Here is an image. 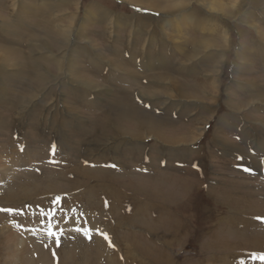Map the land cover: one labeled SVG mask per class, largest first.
<instances>
[{"label": "rangeland", "instance_id": "1", "mask_svg": "<svg viewBox=\"0 0 264 264\" xmlns=\"http://www.w3.org/2000/svg\"><path fill=\"white\" fill-rule=\"evenodd\" d=\"M93 1L79 0V4L84 9ZM96 1L116 12L159 15L123 0ZM200 1L219 7L213 0ZM39 2L35 0L34 5ZM190 4L193 12L187 32L182 35L185 38L182 49L168 39H163V48L149 49L154 57L161 51L159 58L162 57L163 63L159 62V66L156 63V71L141 67L140 47L133 50L136 62L129 60L123 30L121 44L116 42L115 45L119 49L114 52L122 61L129 62L123 63V67L140 71L141 75L137 73V78L131 82L133 86L123 83L127 82L124 79H115L118 73L109 72L106 64H100V69L89 66L90 58L86 54L90 50L77 46L80 52H74L72 72L82 76L80 69L84 66L86 75L80 80L86 81L93 75L114 95L101 97L89 90L75 92L69 83L62 87L63 94L53 105L50 100L56 92V84L50 83V77L44 72L45 54L50 48L60 55L66 51L62 46L67 44L72 6L66 5L67 12L63 10L65 7H57L62 9L57 14L63 12L64 16L54 17L51 22L40 21L47 15L50 17L54 8L42 10L39 18L20 23L9 13V0H0V14L6 18L4 22L8 27L7 33L0 31V47L16 49L15 56L21 59L17 65L19 72L0 68V89L4 92L0 91V232L5 230L7 234L9 230V235H15L12 246L6 244L12 239L0 235V264H54L55 260L57 264H264V240L258 243V250L249 239L254 233L264 234V107L257 106L251 113L258 93L264 92V0L246 3L234 13L232 5L228 4L226 33L221 20H218L220 25L211 24L212 29L204 25L205 17L218 14L210 11L208 15L196 0H190ZM82 13L76 21L79 26ZM92 23L82 29V38L78 40L97 43L108 58L111 55V50L105 46L108 32L102 21ZM57 31L62 33L57 34ZM74 35L72 32L69 39L79 44ZM36 42L44 46L36 48L39 47ZM152 73L176 78L180 93L177 98L173 97L172 102L166 99L161 104L137 97L146 83L152 82L155 87L156 82L148 79ZM161 83L158 86L165 90L166 86L171 88L168 83ZM191 94L200 98V102L189 101ZM115 97L128 98L136 110H140L130 118L154 117V125H148L163 140L140 135L144 138L139 142L119 135V140L112 141L108 131L116 128L117 110H134L130 105L115 108ZM41 99L44 101L39 104ZM26 100L31 104L20 115L15 106ZM239 100L244 102L240 109L235 104ZM192 102H196L195 107L189 105ZM201 103L209 107H200ZM65 106L74 109L77 116H71ZM238 115L239 122L236 121ZM135 119L125 123L132 131L136 128ZM97 121L100 126L106 123L107 132H100ZM179 137H183L184 143L167 142ZM130 143L135 145L130 146ZM226 143L234 145L233 149L225 150ZM74 170L83 176V184L71 186L70 176ZM107 175L112 177L99 179ZM108 183L114 186L112 189L119 198L99 192V187ZM136 186H142L145 192L134 190ZM169 217H173V223L168 225ZM74 220H81V230L76 228ZM25 230L30 236L24 235ZM17 240H22L27 247L21 258L15 254L22 244H16ZM131 243L142 246L132 248ZM71 249L76 253L73 256ZM48 251L54 255L48 258ZM68 251L70 254L66 253Z\"/></svg>", "mask_w": 264, "mask_h": 264}, {"label": "bare ground", "instance_id": "2", "mask_svg": "<svg viewBox=\"0 0 264 264\" xmlns=\"http://www.w3.org/2000/svg\"><path fill=\"white\" fill-rule=\"evenodd\" d=\"M34 1L35 0H9L10 2V8H9V13L13 16L14 19H16L17 22H20L21 23V20H30L31 18H39V14L40 12L43 10V11H46L47 9L49 10V8H54L53 9V12H52V15L50 17H43L40 21V19H38L40 22H51V20H53L54 17H63L64 14L63 12L62 13H59L57 14V11H62V9H58L57 7H65L63 8L64 11L67 12V8H66V5H70L72 6V12H70V26L67 25V27L69 28L68 32H67V41L64 46H62V50H66L65 52H63L62 55L58 54V53H53L52 49L50 48L49 50L46 49L48 52V54H45L46 57L45 59L47 60L46 62V67L43 68L44 69V72L46 75H48L50 77L51 80H49V82L51 83V81H53V84L55 83L56 85V92L53 93V95L51 96V100L50 102L55 105V100L57 99V97L59 95H62L63 94V91H62V87L65 85H68L69 83L72 84L71 88L76 92L77 90H89V91H93V92H97L98 95H100L101 97L102 96H108L110 94V97L114 94H111L109 88L107 86H105L104 84L98 82L96 80L95 77H93V75L91 76V78L89 79H86L85 80H80V78H82L83 75H86V69L84 68V66L81 67L80 69V72L83 74L82 76L81 75H76L71 69L72 67V63L74 62V57H75V53L74 52H80L79 50L81 49H86V50H90L88 53L86 51V55L90 58L89 59V66L91 67H96L99 68L98 66L101 64V65H104L106 64L108 66V71H112L113 74L116 75L117 74V80H126L127 82H123L125 83L127 86H130L132 85L133 86V82L135 78H137L136 76L137 73H140V71H136L134 70L133 68L129 69V68H126V67H123V63H129V62H124L122 61V58L119 57L118 54H115V50L116 48H118V46L115 47L116 45V42L119 43V45L121 44V36H120V33L124 30L125 34H126V43L124 45V49L126 48L128 50V55H129V60L132 61V62H136V58H135V53H134V48L135 47H140V55H139V64L141 65L142 68L146 69V70H150L153 71L157 68H154V67H157L156 63H158V66H159V62L163 63L162 62V57L159 58V54L161 53V51H159V53L157 54L156 57H154L149 49L151 47H155L156 49L157 48H163L165 46V44L163 43V39H168L170 43H174L175 46L179 49V47L182 49V44L184 43L185 41V38L183 35V33L187 32V28L189 27V20H190V13L193 12L192 11V7H191V4H190V0H187V1H177V0H123L125 3H129L131 5H135L139 8H144L145 10H150L152 11L153 13H158L159 15L156 16L154 14L153 15H140L136 12H122V11H113V10H110L108 8H106L103 4H101L99 1H93V2H90L86 8L82 9V7H80V4H79V0H64V1H60V0H40V2L37 4V5H34ZM198 2H200L199 5L202 6V8H204V11H208V15H209V12L211 11V13L214 15H217V17H212V16H207L205 17L206 19V23L204 25H207L209 26L211 29V24L212 25H220L218 23V20H221L222 24H221V27H223L224 29V33H226V29L227 27L226 26V7L228 4L232 5V8H233V13L234 12H238L240 8H242L244 6V4L246 3H251V2H258L259 0H213L216 2V4L218 3L219 7L218 8H215L211 3H207L206 1H200V0H196ZM214 2V3H215ZM246 6V5H245ZM138 8V9H139ZM249 8V7H248ZM230 9V8H229ZM250 9V8H249ZM245 10V8H244ZM260 10V9H259ZM83 11V20H82V24H80V26L78 25L79 21L76 22L79 18V13ZM243 11V10H242ZM249 11V10H248ZM246 13V12H245ZM46 14V13H45ZM35 16V17H34ZM41 16V15H40ZM244 16V15H243ZM0 31L3 32V33H7L8 31V27H6V18L0 14ZM47 18V19H46ZM244 19V18H243ZM36 20V19H35ZM65 20V18H64ZM63 21V20H62ZM96 21H102L103 23V27H105V29L107 30L106 32H108V36H107V42H105V46L107 48H109L111 50V55L107 58L105 57L103 54H102V50L101 48L99 47V45L97 43H92V41H89V40H78L79 38H82V29L88 25L89 23H92V22H96ZM229 21V20H228ZM242 21V20H241ZM28 24V23H27ZM48 24V23H47ZM93 24V23H92ZM96 24V23H95ZM101 24V23H100ZM255 24V23H254ZM253 24V25H254ZM49 25V24H48ZM258 25V24H257ZM55 26V25H54ZM97 26V25H96ZM95 26V27H96ZM23 27V26H21ZM52 27V26H51ZM214 27V26H213ZM258 27V26H257ZM62 28V27H60ZM89 28V27H88ZM92 28H94L92 26ZM91 28V29H92ZM87 29V28H85ZM84 29V30H85ZM222 29V30H223ZM17 30V29H16ZM46 30V29H45ZM62 30V29H61ZM89 31V30H87ZM0 32V33H1ZM22 32V31H21ZM20 32V33H21ZM24 32V31H23ZM42 32V31H41ZM40 32V35H42V33ZM74 33V40L77 41L78 40V43L79 44H75L74 41H71L69 39V35H71V33ZM105 32V31H104ZM223 32V31H222ZM257 32V31H256ZM12 33V32H11ZM62 32H58L57 31V34H61ZM2 34V33H1ZM29 34V33H28ZM242 34V33H241ZM257 34V33H256ZM31 35V34H30ZM190 35V34H189ZM244 35V34H243ZM261 35V34H260ZM23 36V35H22ZM8 37V36H7ZM21 37V35H20ZM262 37V36H261ZM6 38V37H5ZM85 38V37H84ZM260 38V37H259ZM9 38H7V41H8ZM262 40H264V38H262ZM1 41V40H0ZM3 41V40H2ZM22 41V40H21ZM221 41V40H220ZM41 42V41H40ZM40 42H36L35 44L39 47H36V48H42L44 46V44L40 43ZM229 42V41H228ZM4 43V42H3ZM28 43V42H27ZM225 43V42H224ZM7 44H10V43H7ZM131 44V45H130ZM223 44V43H222ZM226 44V43H225ZM73 45V46H72ZM108 45V46H107ZM129 45V46H128ZM169 45V44H168ZM72 46V47H71ZM79 47L80 49L78 50L76 47ZM145 46V47H144ZM52 47V46H51ZM167 47V46H166ZM26 48V47H25ZM104 48V47H103ZM147 48V49H146ZM168 48V47H167ZM170 48H171V45H170ZM29 49V48H28ZM27 49V50H28ZM119 49V48H118ZM123 49V50H124ZM227 49V48H226ZM45 50V51H46ZM15 51L16 49H10L9 47L6 48V47H0V68H4V70H11V71H14V72H19L20 68H18V64L19 62H21V59L19 56H15ZM34 52V51H32ZM43 53V52H42ZM195 53V52H194ZM197 53V52H196ZM200 53V52H199ZM220 54V53H219ZM25 55L27 56V54L25 53ZM83 55H85L83 53ZM11 56V57H10ZM28 56H30L28 54ZM188 56V55H187ZM77 57V56H76ZM119 57V58H118ZM180 58V57H179ZM185 58V57H184ZM192 58V56H191ZM203 57H201L202 59ZM223 58V56H222ZM30 59V58H28ZM43 59V58H42ZM79 59V58H78ZM126 59V57H125ZM195 59V58H194ZM218 59V58H217ZM102 60V61H101ZM186 60V59H185ZM82 61V59H81ZM190 61V60H189ZM187 61V62H189ZM80 62V61H79ZM77 62V63H79ZM214 62V61H213ZM192 63V62H191ZM36 64V63H34ZM45 64V63H44ZM130 64L132 65L133 63L130 62ZM189 64V63H188ZM194 64V63H193ZM215 64V63H214ZM126 65V64H125ZM178 66V65H177ZM188 66V65H187ZM197 66V65H196ZM39 67V66H38ZM181 67V66H179ZM178 67V68H179ZM190 67V66H189ZM8 68H11V69H8ZM40 68V67H39ZM38 68V69H39ZM106 68V67H105ZM139 68V67H138ZM159 68V67H158ZM162 68V67H161ZM218 68H219V65L218 63L216 64V71H218ZM100 69V68H99ZM104 69V68H103ZM260 69V68H259ZM140 70V69H139ZM143 70V69H142ZM164 70V69H163ZM183 70V69H182ZM38 71V70H37ZM100 71V70H99ZM160 71V70H158ZM215 71V70H214ZM247 71V70H246ZM6 72V71H5ZM10 72V71H9ZM101 72V71H100ZM111 72V73H112ZM10 73H13V72H10ZM91 73V72H90ZM89 73V74H90ZM159 73V72H158ZM163 73V72H162ZM153 74V73H152ZM91 75V74H90ZM103 75V74H101ZM160 75V74H159ZM159 75H155V73L152 75V77L150 76L148 79L149 81H155V87L151 85V83H149L150 85H148V83H146V86L144 87V90L140 89L139 92H137V97H141V98H146L147 99H151L157 103H161V104H164L165 103V100L166 99H169L170 102H172L175 98L176 95H179L178 94V84L179 82L175 81L177 80L176 78H172V77H163L162 75L159 77ZM195 75V74H194ZM5 76V75H3ZM44 77V75H41ZM193 76V74H192ZM7 77V76H6ZM89 77V76H88ZM106 77V75H105ZM147 77V76H146ZM251 77H254V76H251ZM16 78V77H15ZM29 78V77H28ZM87 78V77H86ZM249 78V77H248ZM189 79V78H188ZM199 79V78H198ZM1 80V79H0ZM93 80V81H92ZM103 80V79H102ZM101 80V81H102ZM146 80V79H145ZM161 80H166L165 82L161 81ZM182 80V79H180ZM215 80V79H214ZM27 81V80H26ZM40 81V80H39ZM111 81V80H110ZM199 81V80H198ZM36 82V81H35ZM38 82V81H37ZM159 82H162L163 84L164 83H168L169 85H171V88L169 86H166L165 88H167L166 90L160 86H158V83ZM213 82V80H212ZM246 82V81H245ZM2 83V82H1ZM105 83V82H104ZM161 83V84H162ZM52 84V85H53ZM136 85V84H135ZM183 85V84H182ZM197 85V84H196ZM201 85V84H200ZM247 85V84H246ZM115 86H118L119 88L121 87V84H116ZM139 86V84H138ZM143 86V85H142ZM186 87V85H185ZM197 87V86H196ZM6 88V87H5ZM141 88V87H140ZM202 88V87H201ZM50 89V88H49ZM136 89V88H135ZM25 90V89H24ZM29 90V89H27ZM128 90V89H127ZM126 90V91H127ZM133 90V89H132ZM0 91L4 94V92L2 91V89H0ZM9 92V91H8ZM129 92V91H128ZM42 93V92H41ZM59 93V94H57ZM85 93V92H84ZM90 93V92H89ZM126 94H128L126 92ZM124 94V95H126ZM44 95V94H43ZM91 95V94H90ZM88 95V96H90ZM123 95V96H124ZM138 95H141V96H138ZM1 96V94H0ZM19 96V95H18ZM94 96V95H93ZM127 96V95H126ZM193 94H191V96H189L190 100L189 101H195L200 102V98H196L195 96H193ZM80 97V96H79ZM119 97V96H118ZM118 97H115L114 100H116V102H114L115 104V108L118 107V105L122 106V105H127V106H131V109H134L133 112L132 110H126L124 108H119L117 110V112L115 113L114 115V124L116 126V128L112 127L110 128L111 130L108 131V132H111V135H110V139L113 141V140H119L118 139V136L121 135L122 137H125V135L129 136L132 140L134 141H139L141 140V138H144V137H141L140 138V135H144L145 137L147 136H154L158 139H160V141L163 140V137L162 136H159V133H155L153 131V129H150L149 125L148 124H152L154 125V117L153 118H142V117H138V119H135L134 117L130 118L131 115H136L135 113L138 112L139 114V109L136 110L135 108V105H133V101H132V104L131 102L128 101V98H121V99H118ZM175 97V98H173ZM50 98V96H49ZM133 98V97H132ZM163 98V99H162ZM206 99V98H205ZM35 100V99H34ZM88 100V99H87ZM134 100V98H133ZM150 100V101H151ZM183 100V99H182ZM19 101V100H18ZM30 100H26L25 103L23 102H20L18 105H20L21 107H17L18 105L15 106V108H17V113L18 114H23L24 113V110L26 109V107L28 105L31 104V102H29ZM41 102L39 104H41L44 100L41 99L40 100ZM95 101V99H94ZM232 101V100H231ZM234 101V100H233ZM28 102V103H27ZM49 102V101H48ZM196 102H192L191 104H189L190 106L193 105L195 107L196 105ZM90 103V102H89ZM154 103V102H153ZM181 103H184L181 102ZM180 103V104H181ZM49 104V103H48ZM117 104V105H116ZM172 104V103H171ZM236 106L238 109H240L244 102H242L241 100L237 101L236 103ZM256 106L254 105V107L251 109V113L256 109L257 106H262V108L264 107V92L261 93H258L257 95V101L255 102ZM89 105V104H88ZM173 105V104H172ZM200 105V104H199ZM208 104L206 103H201L200 107H205V108H208L209 106H206ZM150 106V105H149ZM178 106H179V103H178ZM182 106V105H180ZM230 106V104H229ZM235 106V107H236ZM253 106V105H252ZM251 106V107H252ZM32 111H33V108L32 105L30 106ZM67 111L72 113L70 114L71 116H77L75 115V111L74 109L72 108H69L71 110H69L67 108V106H65ZM123 107V106H122ZM126 107V106H125ZM193 107V108H194ZM12 109V108H11ZM90 109V108H89ZM182 109V108H181ZM232 109H235V108H232ZM206 110V109H205ZM246 110V109H245ZM84 111H87V110H84ZM143 111V110H142ZM98 112V111H97ZM135 112V113H134ZM210 112V111H209ZM45 113V112H43ZM26 114V113H25ZM140 114H142L140 112ZM5 115V114H4ZM84 115V114H83ZM149 115V114H148ZM237 115V114H236ZM104 116V115H103ZM253 116V115H252ZM236 117V116H235ZM238 117H240L239 115L237 116V120L238 121ZM112 118V117H111ZM254 118V117H253ZM252 118V119H253ZM135 119V122H133V125L136 127L134 129V131L130 130V128L126 127L125 123L128 121L130 122V120H134ZM255 121V120H254ZM264 121V119L262 120ZM64 122V121H63ZM164 122V121H163ZM239 122V121H238ZM260 122V121H258ZM9 123V122H7ZM65 123V122H64ZM81 123V122H80ZM79 123V124H80ZM88 123V122H87ZM112 123V122H111ZM66 124V123H65ZM97 124L98 126L101 128L100 129V132L103 131V133L107 132L105 131L104 129V123L102 126H100V122L97 121ZM264 125V124H263ZM95 126V125H94ZM142 128H146V129H143L141 130ZM233 134V133H232ZM239 135V134H238ZM216 137V136H215ZM162 139V140H161ZM217 140L222 143L220 141V138L217 137ZM223 140V139H221ZM141 142V141H139ZM167 142H171V143H184L183 141V137H179L178 139L174 140V139H171V140H168L167 139ZM116 143V141H115ZM227 143H229L227 141ZM225 144L223 145L225 150H232L233 149V146L232 144ZM232 143V142H231ZM242 143V142H241ZM129 144V143H128ZM116 145V144H114ZM132 145H135V143H130V146ZM17 146V145H16ZM257 146V145H256ZM25 148V147H24ZM113 149V147H110ZM28 150V148H27ZM111 150V149H110ZM56 152V151H55ZM54 152V154H56ZM143 153V152H142ZM218 154V153H217ZM248 154V153H247ZM246 154V155H247ZM9 156V155H8ZM23 158V157H22ZM2 159V156H0V161ZM44 160V159H43ZM102 161V160H101ZM249 161V160H248ZM10 162V161H9ZM14 162H20V161H14ZM14 162H12V165L14 164ZM147 162V161H146ZM1 163V162H0ZM18 164V163H17ZM264 164V162H263ZM16 165V163H15ZM17 166V165H16ZM258 166V165H257ZM15 167V166H14ZM263 167V166H262ZM2 169V168H1ZM5 169V168H3ZM9 171V170H8ZM233 171V170H232ZM103 171H100L99 173H102ZM6 175L8 176V174L6 173ZM101 175H104V174H101ZM71 177V181L73 182L71 184V186L73 185H80V184H83L85 182V180L83 179V176H81L80 172L77 170H74V173L70 176ZM108 177H112V175H107V176H99V179H108ZM106 182V181H104ZM108 182V181H107ZM113 184V183H112ZM101 185V184H100ZM139 185V184H138ZM231 185V184H230ZM95 187V186H94ZM92 187V189L94 188ZM112 187H114L113 185H111V183L109 184H102L101 187H99V192L104 194L105 196H117L119 198V196L117 195V193L115 191H113ZM84 188V187H83ZM98 188V186H97ZM136 189L134 190H139V191H144L145 192V189L142 187V186H136L135 187ZM252 188V187H251ZM85 189V188H84ZM127 189V188H126ZM87 190V189H86ZM209 190V189H208ZM255 190V189H254ZM252 191V190H251ZM210 192V191H209ZM81 193V192H80ZM214 193V192H213ZM16 194V193H15ZM58 194V193H57ZM95 194V193H94ZM119 194H122L121 192H119ZM209 194V193H208ZM116 197V198H117ZM73 198V197H71ZM74 199V198H73ZM89 199V198H88ZM110 199V198H109ZM91 201V200H90ZM209 201V200H208ZM251 201V200H250ZM69 202V201H68ZM73 203V202H72ZM77 204V203H76ZM128 204V203H127ZM218 204V203H217ZM259 204V203H258ZM257 204V205H258ZM69 206V205H68ZM110 207V205H109ZM259 207V206H257ZM261 207V206H260ZM93 209V207H92ZM124 209V208H123ZM70 210V208H69ZM125 211H127V208L124 209ZM132 210V209H131ZM261 210V209H260ZM76 211V210H75ZM74 211V213H75ZM63 212V211H62ZM77 212V211H76ZM215 212V211H214ZM258 212V211H257ZM27 213V212H26ZM70 213V212H69ZM232 213V212H231ZM67 214V213H66ZM164 214V213H163ZM23 215V214H22ZM34 214H32L33 216ZM114 215V214H113ZM172 216V215H171ZM236 216V215H235ZM238 216V215H237ZM37 217V216H36ZM43 217V216H42ZM33 219V218H32ZM40 220V219H39ZM157 219L154 218V221H156ZM238 220V219H237ZM242 220V219H241ZM75 222V226L77 229L81 230L83 228V224L81 223V220H74ZM173 223V217H169V222H168V225L169 223ZM255 222V221H254ZM35 223V222H34ZM39 223V222H38ZM85 223V222H84ZM28 224V223H27ZM34 225V224H33ZM88 225H89V222H88ZM107 225V223L105 224ZM165 225H167V223H165ZM92 226V225H91ZM44 227V226H43ZM96 227V228H94ZM171 227V225H170ZM173 227V226H172ZM231 227V226H230ZM235 227V226H234ZM33 228V227H32ZM30 227V229H32ZM92 228H94V231L97 230V226L96 224H94V226H92ZM102 228V227H101ZM209 228V227H208ZM29 229V230H30ZM11 230V229H10ZM105 230V229H104ZM5 231V230H4ZM2 231L0 232V235L2 234L3 236L6 235L8 236V240H13L12 242L11 241H8L6 242V244H9L11 243V246L13 245L14 243V236H11L9 235V230L7 231L8 233L5 234V232ZM20 232V231H19ZM167 232V231H166ZM169 232V231H168ZM255 232V231H254ZM262 232V231H261ZM22 233V231L20 232ZM158 233V232H157ZM30 232L25 230V233L24 235H29L30 236ZM252 234V233H251ZM161 235V234H159ZM167 235V234H166ZM33 236V235H32ZM39 236V235H38ZM241 236V235H240ZM250 236V235H249ZM23 237V236H22ZM51 237V236H50ZM66 237V236H65ZM163 237V236H162ZM233 237V236H232ZM5 238V236H4ZM17 238V237H16ZM30 238V237H29ZM115 238V237H114ZM166 238V237H165ZM168 238V237H167ZM2 239V238H1ZM40 239V238H39ZM48 239V238H46ZM251 240V243L252 245L255 247V248H258V250L260 249L259 246H258V243H260L262 240H264V234H261L260 232L258 233H254L253 235L250 236L249 238ZM247 238V240H249ZM30 240V239H29ZM45 240V239H44ZM134 241V239H132ZM41 241V240H40ZM227 241V240H226ZM1 242V241H0ZM26 242V241H25ZM30 241L26 242V243H29ZM72 242V241H71ZM83 242V241H82ZM221 242V241H220ZM3 243V242H2ZM19 243L21 244V247H20V250H18V252H15L16 255H18L20 258H21V255L24 253V250H27V247H26V244H24V242L22 240H17L16 244ZM44 243V242H43ZM53 243V242H52ZM262 243H264L262 241ZM30 244V243H29ZM46 244V243H45ZM76 244V243H75ZM2 245V244H1ZM10 245V244H9ZM57 245V244H56ZM77 245V244H76ZM92 245V244H91ZM100 245L101 246H105L104 243L100 242ZM261 245V244H260ZM33 246V245H32ZM59 246V245H58ZM58 246H57V249H58ZM72 246V245H71ZM80 246V245H79ZM130 246L135 247V246H139L141 247L142 245H138L135 243H131ZM227 246V245H226ZM35 247V246H34ZM51 247H55V245L51 244ZM73 247V246H72ZM83 247V246H82ZM91 247V246H90ZM17 248V246H16ZM30 248V247H29ZM103 248H106V247H103ZM34 249V248H33ZM44 249V248H43ZM46 249V248H45ZM79 249V248H78ZM82 249V248H81ZM80 249V251H81ZM89 249V248H88ZM91 249V248H90ZM108 249V248H107ZM145 249V248H144ZM240 249V248H239ZM262 249V248H261ZM13 250V248H12ZM52 250V249H51ZM72 250V249H71ZM4 251V250H3ZM11 251V250H10ZM16 251V250H15ZM30 251V250H29ZM39 251V249H38ZM55 251V250H54ZM53 251V252H54ZM104 251V250H103ZM112 251V250H111ZM255 251V250H254ZM47 252V251H45ZM49 252V256H53L54 254L50 251ZM63 252V251H62ZM140 252V251H139ZM216 252V251H215ZM256 252V251H255ZM8 253V252H6ZM64 253V252H63ZM62 253V254H63ZM66 253H69L70 252H66ZM72 253V256L75 255L76 253L73 252V250L71 251ZM13 254V253H12ZM234 254V253H233ZM11 255V254H10ZM15 255V256H16ZM27 255H28V252H27ZM65 256V254H63ZM67 255V254H66ZM235 255V254H234ZM47 256V254H46ZM102 256V255H101ZM118 256V255H117ZM264 256V255H263ZM18 257V258H19ZM23 257V256H22ZM27 257V256H26ZM24 257V258H26ZM31 257V256H30ZM68 257V256H67ZM96 257V256H94ZM103 257V256H102ZM112 257V256H111ZM8 258V257H7ZM14 258V257H13ZM45 258V257H44ZM52 258V257H51ZM63 258V256L61 257ZM248 258V257H247ZM17 259V258H16ZM27 259V258H26ZM41 259H42V254H41ZM57 259V258H56ZM64 259V258H63ZM260 259V258H259ZM46 260V259H45ZM48 260V259H47ZM111 260V259H110ZM113 260V258H112ZM118 260V258H117ZM261 260V259H260ZM41 261V260H39ZM49 261V260H48ZM51 261V260H50ZM242 261V260H241ZM44 262V261H43ZM52 262H54L52 260ZM56 262V260H55ZM54 264H57L55 263ZM24 264V262H23ZM90 264V263H89ZM96 264V263H95Z\"/></svg>", "mask_w": 264, "mask_h": 264}]
</instances>
